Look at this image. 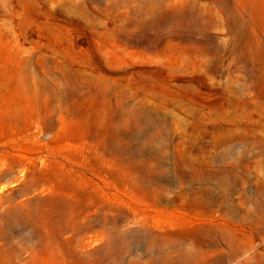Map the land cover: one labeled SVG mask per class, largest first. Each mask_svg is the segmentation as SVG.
Returning a JSON list of instances; mask_svg holds the SVG:
<instances>
[{
  "label": "rangeland",
  "instance_id": "1",
  "mask_svg": "<svg viewBox=\"0 0 264 264\" xmlns=\"http://www.w3.org/2000/svg\"><path fill=\"white\" fill-rule=\"evenodd\" d=\"M0 264H264V0H0Z\"/></svg>",
  "mask_w": 264,
  "mask_h": 264
}]
</instances>
